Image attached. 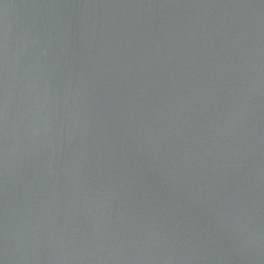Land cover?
I'll use <instances>...</instances> for the list:
<instances>
[{
	"label": "water",
	"instance_id": "obj_1",
	"mask_svg": "<svg viewBox=\"0 0 264 264\" xmlns=\"http://www.w3.org/2000/svg\"><path fill=\"white\" fill-rule=\"evenodd\" d=\"M0 264H264V0H0Z\"/></svg>",
	"mask_w": 264,
	"mask_h": 264
}]
</instances>
